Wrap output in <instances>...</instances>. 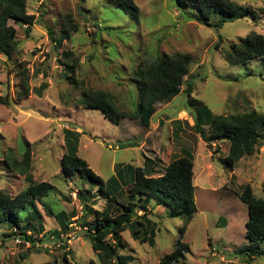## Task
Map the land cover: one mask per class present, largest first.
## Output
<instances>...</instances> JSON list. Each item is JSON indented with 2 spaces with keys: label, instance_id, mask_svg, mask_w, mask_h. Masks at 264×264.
Listing matches in <instances>:
<instances>
[{
  "label": "rangeland",
  "instance_id": "374dc122",
  "mask_svg": "<svg viewBox=\"0 0 264 264\" xmlns=\"http://www.w3.org/2000/svg\"><path fill=\"white\" fill-rule=\"evenodd\" d=\"M232 1L247 8L248 14L215 28L188 17L198 10L186 7L184 13L174 0H135L139 8L136 19L106 0H26L34 23L26 32L24 26L10 22L16 30V46L0 53V97L8 99L6 105L0 102V189L15 195L26 187L25 176L7 166L4 159L11 155L20 161L27 148L33 180L47 181L53 188L35 201L38 215L32 218V225L40 223L47 232H33V237L41 239L34 246L19 234L4 238L10 229L7 223H0V264H103L83 235L82 220H78L83 202L76 193L90 188L84 203L96 210L105 205L106 196L97 182L78 175L66 178L61 172L66 129L79 133L77 155L104 181L114 174L115 164L141 166L145 157L157 161L154 175L161 174L173 158L190 150L197 211L182 238L189 250L176 264H264V241L253 253L244 250L248 215L239 199L245 184L256 196L264 197V139L259 138L254 153L240 158L230 170L223 161L229 141L207 144L192 126L196 101L212 114L251 109L264 113V56L232 66L221 55L238 37L251 31L264 34V0ZM71 25L76 31L69 29V37L62 38ZM54 39L61 45H55ZM178 52L193 54L189 72L176 96L155 105L149 127L129 118L115 123L100 110L79 105L84 92H106L119 110L133 112L138 99L134 71L158 55ZM20 62L28 68L31 88L21 101L16 99ZM67 65L74 67L70 78L65 76ZM187 83L192 84L190 96L185 91ZM203 128L209 134V126ZM129 187L124 185V194L118 195L121 203L127 202ZM147 208L146 217L155 229L153 245L133 239L128 228L121 231L125 247L118 253L130 255L129 264L157 263L173 249L183 224L181 217L169 216V210L153 200ZM73 210L70 229L61 231L56 214ZM32 211V204L21 211L23 224ZM85 220L91 224L92 214ZM15 238L22 242L16 243ZM64 252L68 253L66 261ZM112 261L116 264L115 257Z\"/></svg>",
  "mask_w": 264,
  "mask_h": 264
},
{
  "label": "trees",
  "instance_id": "16d2710c",
  "mask_svg": "<svg viewBox=\"0 0 264 264\" xmlns=\"http://www.w3.org/2000/svg\"><path fill=\"white\" fill-rule=\"evenodd\" d=\"M108 4L120 8L132 19H136L139 8L135 0H106ZM177 8L186 7L198 10L197 15L187 14L199 23L220 28L226 22L243 18L249 10L232 0H174ZM185 13V11L183 10ZM67 22H71L70 16H66ZM213 19L216 23H213ZM35 17L29 14L26 9V0H0V53L4 50H13L16 46V30L10 22L25 27L28 32L34 23ZM76 31V26L64 29V39L69 37L70 31ZM221 38L214 47H219ZM55 45H61L59 39H54ZM221 55L229 65H244L248 62L264 56V34L251 31L244 37H238L237 41L228 43L226 48L221 50ZM193 61V54L190 52H178L175 54L163 53L158 55L149 63H145L134 71L133 81L137 89V107L133 112L119 110L110 93L98 92L95 94L84 92L79 105L85 108H95L100 110L112 122L118 123L122 118L137 119L140 124L149 127L151 117L155 112L157 103H164L171 100L180 92L184 82V77L188 74L190 64ZM19 83L16 93L17 100H23L30 95V75L24 62L19 65ZM69 74L73 73V65H67ZM192 90V84L187 83L185 89L188 96ZM194 100V99H193ZM2 104H8L6 97H0ZM196 101L192 107L194 113L191 114L196 131L202 140L207 144L215 140L229 141L227 154L223 158L228 169L243 156L254 153L256 143L259 138L264 139V113L254 109L238 114H212L210 109ZM203 126H209L210 132L207 134ZM65 152L60 158V168L64 177L74 175L88 178L98 183V189L106 196L105 205L101 210L93 209L85 202L92 192L90 188L78 190L76 197L83 202V211L78 217L82 220L84 228L83 235L91 243V248L98 253L103 264H114L112 259L116 258V264H129L132 261L130 255L119 254L120 249L125 247L121 231L128 228L133 239L139 242L154 244L155 229L153 222L146 217L150 200L156 205H162L169 210V216L181 217L183 224L178 229V238L173 249L164 254L157 263L154 264H176L180 258L189 250L187 242L182 240L186 228L197 211L192 182L193 161L191 151L173 158L165 167L161 174L157 172L158 163L150 157H145L141 166H133L129 163H117L114 165V174L104 181L88 165V163L77 155L78 135L75 131L64 130ZM29 149H25L22 159L8 155L4 162L12 170L25 176L26 187L15 195H11L0 189V223H7L9 233L2 236L9 238L15 234L23 236L30 246H34L36 241H41L33 237V232L44 231L42 224L32 225V218L38 215L35 201H41L52 190V185L47 181L36 182L29 171L30 157ZM130 185L128 200L121 203L118 195L124 194L123 186ZM134 197H136L134 199ZM239 199L247 206V221L245 223V238L247 240L244 250L253 253L260 248L264 241V197H258L253 193L249 184L242 186ZM32 204L31 216L23 224L20 213L27 205ZM48 215H53L51 209L44 208ZM139 210L143 212L137 214ZM92 214L93 221L88 223L85 218ZM75 216V211L70 213L60 211L56 214L60 222L61 231L66 232L70 225V218ZM143 220L146 221L144 223ZM74 222V221H72ZM221 222L226 224V219L221 218ZM16 231H13V230ZM29 232V234H27ZM47 231H44L46 235ZM50 234L59 237L55 232ZM44 235V236H45ZM61 240V239H60ZM62 241V240H61ZM64 242V241H62ZM63 247H66L65 245ZM67 252L63 253V258L67 260Z\"/></svg>",
  "mask_w": 264,
  "mask_h": 264
},
{
  "label": "built area",
  "instance_id": "2783aa9c",
  "mask_svg": "<svg viewBox=\"0 0 264 264\" xmlns=\"http://www.w3.org/2000/svg\"><path fill=\"white\" fill-rule=\"evenodd\" d=\"M13 231H16V230L14 229ZM14 241H15L16 243H21V242H22L19 238H15ZM26 244H29V242L26 241Z\"/></svg>",
  "mask_w": 264,
  "mask_h": 264
}]
</instances>
